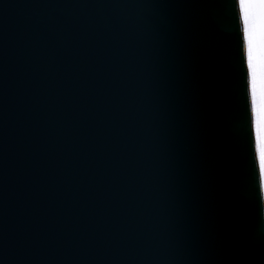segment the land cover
I'll use <instances>...</instances> for the list:
<instances>
[{
	"label": "water",
	"instance_id": "95a60500",
	"mask_svg": "<svg viewBox=\"0 0 264 264\" xmlns=\"http://www.w3.org/2000/svg\"><path fill=\"white\" fill-rule=\"evenodd\" d=\"M232 0H0V264H264Z\"/></svg>",
	"mask_w": 264,
	"mask_h": 264
},
{
	"label": "snow or ice",
	"instance_id": "6c2138e0",
	"mask_svg": "<svg viewBox=\"0 0 264 264\" xmlns=\"http://www.w3.org/2000/svg\"><path fill=\"white\" fill-rule=\"evenodd\" d=\"M232 7L242 56L244 119L250 124L247 161L259 196L264 169V0H232Z\"/></svg>",
	"mask_w": 264,
	"mask_h": 264
},
{
	"label": "clouds",
	"instance_id": "9594fccd",
	"mask_svg": "<svg viewBox=\"0 0 264 264\" xmlns=\"http://www.w3.org/2000/svg\"><path fill=\"white\" fill-rule=\"evenodd\" d=\"M261 196H262V200H264V179L261 180Z\"/></svg>",
	"mask_w": 264,
	"mask_h": 264
},
{
	"label": "flooded vegetation",
	"instance_id": "af4514ba",
	"mask_svg": "<svg viewBox=\"0 0 264 264\" xmlns=\"http://www.w3.org/2000/svg\"><path fill=\"white\" fill-rule=\"evenodd\" d=\"M262 179H264V169H262Z\"/></svg>",
	"mask_w": 264,
	"mask_h": 264
}]
</instances>
